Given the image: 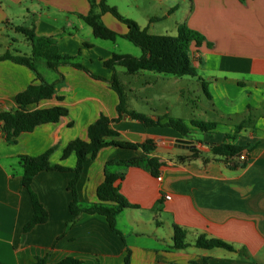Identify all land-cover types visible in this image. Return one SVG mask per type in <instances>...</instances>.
I'll return each mask as SVG.
<instances>
[{"label":"crops","instance_id":"0c3cea01","mask_svg":"<svg viewBox=\"0 0 264 264\" xmlns=\"http://www.w3.org/2000/svg\"><path fill=\"white\" fill-rule=\"evenodd\" d=\"M99 1L0 0V55L7 50L30 55L29 40L15 31L16 26H23L36 35L55 37L60 54L75 56L92 73L106 79H95L70 65L60 66L58 72L50 69L53 74H49L40 61L39 73L46 82L54 83L55 96L62 99H41L28 110L61 106L67 115L21 132L14 141H8L0 127V264H34L41 256H47L49 263L72 257L78 264H124L127 249L130 264H264V0H106L151 34L175 35L183 24L202 33L205 41L200 47L191 46L194 76L148 70L128 74L116 66L119 79L124 78L121 82L128 88L127 109L143 112L131 104L161 97L160 107H152L146 115L181 119L189 132L184 136L169 126L145 127L128 116L111 123L119 139L155 140L156 147L147 156L158 158V174L142 166L110 168L124 172L120 193L136 206L117 215L116 228L121 234L113 232L105 216L98 213H81L67 226L72 199L67 185L74 176L76 155L71 152L62 158L63 150L75 138L87 139L88 125L100 115L118 116V97L108 83L112 70L103 61L113 53L137 54L136 48L116 42L122 37L112 41L94 36L82 16L99 15L119 34L127 29L110 13L101 12ZM169 19L170 24L163 25ZM119 43L128 48L127 53L116 50ZM185 76L198 81L206 99L194 107L180 83L187 81ZM159 81L161 95L151 98L142 92ZM36 83L35 73L27 66L0 60V112L16 109V95ZM189 109L188 119L179 115ZM191 121L217 124L205 132ZM238 125L241 127L235 133ZM234 133L235 138L228 142L243 147L246 159L242 165L238 162L229 167L212 147ZM178 138L192 140L197 156L191 157L193 147L158 141ZM49 149V162L68 170H44L34 176L31 188L48 217L24 231L33 208L21 182L19 157ZM134 156L144 153L107 146L95 158L88 157L76 184L79 204L97 202L96 190L104 180L107 161ZM173 225L186 230V247L172 248ZM200 234L223 240L235 249L244 248L247 255L221 247L199 248L194 240Z\"/></svg>","mask_w":264,"mask_h":264},{"label":"trees","instance_id":"16d2710c","mask_svg":"<svg viewBox=\"0 0 264 264\" xmlns=\"http://www.w3.org/2000/svg\"><path fill=\"white\" fill-rule=\"evenodd\" d=\"M101 12L110 13L119 23L126 26V31L119 34L114 29L105 25L99 15L90 14L82 16V19L92 28L95 37L105 40H115L122 37L141 49V55L138 57L129 54L113 55L103 61V65L112 70V76L108 79L110 87L116 92L118 103L116 106L118 116L109 118L100 115L99 118L88 125L87 139L75 138L71 140L63 150L62 158H66L71 152L76 155V163L72 171L73 178L69 181L67 188L71 192V202L69 211L71 218L67 222V226L74 223L81 213H98L105 216L110 229L121 234L116 228V217L124 209L136 207L130 204L121 195L119 181L124 178V172L111 171L112 166H142L150 170L153 175L158 174L161 163L157 157L147 156L156 147L154 139H147L143 142H133L119 139V133L110 127L111 123L118 122L123 114L129 118L138 121L145 127L149 126H169L182 135L187 136L189 127L181 119H175L168 116H157L153 118L144 113L127 109V93L123 83L120 81L116 66L125 68L128 74H134L140 70L154 71L158 73L170 75H189L194 76L195 71L191 64L190 50L191 46L200 47L205 41V37L199 31L186 25H179L175 35L170 34H151L145 28H141L134 20L122 16L115 7L109 6L106 0H100L98 3ZM15 31L21 33L29 40L31 45L30 55L14 54L7 50L0 55V60H11L17 64L25 65L35 73L38 80L36 84L28 85L23 91L16 95L18 107L14 110H5L0 112V127L8 141H14L21 132L31 131L36 126L47 123L56 122L61 117L67 115V109L61 106L51 108H39L28 110V106L37 103L41 99L52 98L55 96L54 83L46 82L38 71V63L44 62L45 65L58 72L60 66L70 65L75 68L84 70L91 77L99 80H106L102 76L92 73L88 68L75 60V56L60 54L57 49L56 39L53 36L36 35L32 29L16 26ZM87 45V44H85ZM207 47L212 44L206 42ZM205 90V87H203ZM207 95L208 93L205 92ZM58 100L62 97L55 96ZM191 125L199 128L201 131H210L215 128L216 122L191 121ZM238 125L235 133L240 129ZM234 134H226L224 141L212 147V152L219 156L229 167L232 157L239 154L243 147L234 145L228 140L235 138ZM107 146H115L125 149H140L144 156H134L127 159L109 160L104 168V180L98 185L96 194L97 202L90 206H81L78 201L76 184L81 175L84 162L88 157L95 158L100 149ZM51 149L35 156L22 155L19 157L22 166V185L28 190L31 198L33 214L31 219L24 226V231H29L37 224L44 223L48 214L38 199L37 194L31 188V182L34 176L44 170L65 171L68 168L60 164H52L49 162ZM191 157H196L198 150L191 149ZM184 159V158H180ZM235 164V165H236ZM187 232L184 228L173 225V249H181L188 245L186 242ZM195 246L199 248L210 249L213 247H221L229 251L237 252L240 256H246L244 248L235 249L231 244L217 239L208 238L204 234H200L194 240ZM79 260L72 257H66L59 262L49 263L47 256L37 257L34 264H78ZM124 264H130V251L127 249L124 257Z\"/></svg>","mask_w":264,"mask_h":264},{"label":"rangeland","instance_id":"374dc122","mask_svg":"<svg viewBox=\"0 0 264 264\" xmlns=\"http://www.w3.org/2000/svg\"><path fill=\"white\" fill-rule=\"evenodd\" d=\"M113 1H116V0H111V2H113ZM161 20H166V19H161ZM171 20L172 19H169L163 25L170 24V21ZM158 22H159L158 24H161L162 23V21H158ZM87 28H90V27H87ZM157 31H160V30L157 29ZM104 42L106 44L111 45V42L110 41H104ZM116 42H123V44H126V46H131L132 48H136L137 54L136 55H132V56L138 57V56L141 55V49L139 47L133 45L132 43H130L126 39L118 38ZM127 49L128 48L125 47V46H123L122 43H119V45L116 48L117 51H119V52L121 51L122 53H127ZM118 69L119 70H124V67L119 66ZM45 70H47L46 71L47 73L53 74V72L50 69L46 68ZM184 78H186L187 81H181L180 83L185 86L184 96H186V98L191 101L190 102V105H193V107H194V105L197 104L198 102L205 101L206 99L204 97V94H203V91H202V89L200 87V84L197 83L198 81L195 80V79H191L188 76H185ZM123 80H124V78L121 77V80L120 81H123ZM188 80H190V81H188ZM161 85L162 84L160 83V81L159 82H156L154 88H152V89H145L142 92H144L145 94L148 93L149 95H151V98L153 96H159V95L162 94V86ZM136 90H139V88L137 86H136ZM125 91L127 93V96L130 98L129 92H128V88H125ZM160 99H161V97H159V100L158 99H154L153 101H150V103H146L145 101H142V102L141 101H138L137 103H134V104H131V105H133L138 110L143 111L144 114H146L147 112H149V110L152 107H157V108L160 107V104H159L160 103ZM130 103H133V102H130ZM190 111H191L190 109L189 110H184L182 112H179V115H182L181 117H186L185 119H188L190 117V116H188L190 114ZM143 112H141V113H143ZM187 112H189V113L187 114Z\"/></svg>","mask_w":264,"mask_h":264},{"label":"water","instance_id":"95a60500","mask_svg":"<svg viewBox=\"0 0 264 264\" xmlns=\"http://www.w3.org/2000/svg\"><path fill=\"white\" fill-rule=\"evenodd\" d=\"M126 114H123V117H126ZM158 141H169V143H172L174 146H184L186 148H192L194 146L193 141L185 138H178L175 140H163V139H158ZM235 162H232L231 165H235ZM239 164H243V162H239Z\"/></svg>","mask_w":264,"mask_h":264},{"label":"built area","instance_id":"2783aa9c","mask_svg":"<svg viewBox=\"0 0 264 264\" xmlns=\"http://www.w3.org/2000/svg\"><path fill=\"white\" fill-rule=\"evenodd\" d=\"M246 159V156L244 153H239L236 154L235 156L232 157V160H235L237 163L238 162H243ZM158 179H161V176H158ZM166 199H169L170 197L168 195L165 196Z\"/></svg>","mask_w":264,"mask_h":264}]
</instances>
